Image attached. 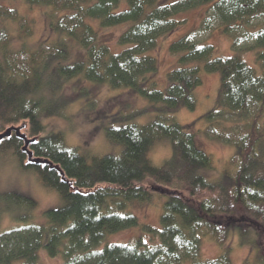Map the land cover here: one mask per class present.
<instances>
[{
  "label": "trees",
  "instance_id": "1",
  "mask_svg": "<svg viewBox=\"0 0 264 264\" xmlns=\"http://www.w3.org/2000/svg\"><path fill=\"white\" fill-rule=\"evenodd\" d=\"M22 1L52 8L50 26L59 39L48 49L15 50L8 29H0V131L26 121L31 137L43 132L39 117L60 113L46 107L45 98L61 100L55 97L61 83L76 77L133 89L154 103L157 115L145 124L108 128L116 150L101 156L88 158L68 147L59 134L44 136L31 146L36 156L59 164L83 194L72 191L48 166L26 164L23 141L15 135L0 141V154L13 150L24 170L36 171L44 185L65 201L62 207L47 210L42 224L1 232L0 264H41L42 252L61 257L62 264H234L226 245L233 233L254 252V260L247 264H264V0ZM202 5L209 7L201 29L210 32L223 26L235 53L218 56L211 44L201 45L190 36L179 38L170 49L180 66L169 71L167 86L159 88L148 78L159 68L150 52L162 37L185 24L177 17L180 13ZM0 20L26 22L16 9L3 5ZM95 22L104 29L123 27L118 49L102 38ZM67 39L85 50V60L66 63ZM240 51H254L262 72ZM200 64L206 72L221 75L217 104L204 114L206 133L235 148L216 181L206 176L214 168L212 156L199 149L194 134L174 118L182 109L196 107ZM165 139L171 143L172 156L155 164L150 150ZM156 186L171 193L161 216L162 228L142 226L153 243L138 237L132 244L101 247L107 235L139 225L138 218L125 210L131 201L150 200ZM11 197L29 209L37 206L28 195ZM205 236L222 247L217 258L204 257Z\"/></svg>",
  "mask_w": 264,
  "mask_h": 264
},
{
  "label": "rangeland",
  "instance_id": "2",
  "mask_svg": "<svg viewBox=\"0 0 264 264\" xmlns=\"http://www.w3.org/2000/svg\"><path fill=\"white\" fill-rule=\"evenodd\" d=\"M166 1L173 2L175 0ZM0 5L16 9L26 20L21 24L11 20H0V29H8L10 32L13 49H48L59 39V35L50 26L49 14L52 13V8L30 6L22 0H0ZM208 7L209 5H202L180 13L177 17L184 18L185 24L176 32L162 37L157 48L150 52L157 58L159 68L148 78L155 82L159 88L167 86L169 71L180 66L178 56L170 49L171 43L179 38L190 36L200 41L201 45L211 44L215 48V55L218 56L227 57L235 53L232 40L224 33L223 26L217 25L218 27H213L214 29L210 32L201 29V22L207 14ZM94 24L102 38H108L111 41V47L115 50L118 49L117 39L122 33L123 27L104 29L98 25V22ZM67 41L70 55L66 63L85 60L87 57L85 50L76 41L71 39H67ZM239 54L259 73L262 72L254 51H240ZM193 64L195 63L189 65ZM51 65H56V62H52ZM200 67L202 84L195 91L197 100L195 109L184 108L177 112L174 118L188 132L194 134L196 146L212 156L214 168L207 171L206 176L210 180L216 181L223 176V170L229 165L231 157L235 154V148L233 145L216 140L206 133L207 122L204 114L217 104L221 75L220 73L206 72L203 64H200ZM61 84L58 93L54 94L61 100L56 102V99L47 97L44 101L46 107L60 113L39 117L42 118L44 129L43 132L35 136H39L41 139L53 134L62 135L68 147L80 151L88 158L116 150V146L108 139V128L130 122L145 124L157 115L154 103L130 88H114L109 84H97L82 77H76ZM26 124L24 132L31 137L29 122ZM261 124L264 128V118ZM9 126L2 130L4 131ZM149 154L155 164H162L172 156L171 143L166 139L159 141L152 147ZM156 187L150 200L131 201L125 210L126 213H132L138 218L139 225L107 235L101 247L114 243L132 244L138 237L153 243L152 236L144 233L142 226L150 225L157 229L162 228L161 216L165 202L171 193V190L164 186ZM14 193L34 198L37 206L34 209H29L16 204L11 197V194ZM64 204L65 201L61 195L56 190L45 186L36 171L24 170L13 150L0 154V233L19 225L42 224L46 220L45 212L47 210L60 208ZM226 245L231 247L234 264H247L248 260H254V252L250 245L241 243L237 233L231 234ZM221 250L222 247L218 242L209 236L203 237L202 252L206 259L217 258L221 254ZM40 261L41 264L63 263L61 257H50L45 252L41 253Z\"/></svg>",
  "mask_w": 264,
  "mask_h": 264
},
{
  "label": "water",
  "instance_id": "3",
  "mask_svg": "<svg viewBox=\"0 0 264 264\" xmlns=\"http://www.w3.org/2000/svg\"><path fill=\"white\" fill-rule=\"evenodd\" d=\"M27 127L26 121L20 125H11L7 127L3 132H0V141L11 138L15 135L18 139L23 141V146L21 148L22 152L26 154L27 160L26 164L35 165V166H48L51 170L57 171L61 176V181L67 184L72 191L78 193H85L78 187L74 185V181L67 177L64 170L59 164L54 163L52 160L39 157L34 154V151L31 149V146L36 144L39 140V136L29 137V135L24 132V129Z\"/></svg>",
  "mask_w": 264,
  "mask_h": 264
}]
</instances>
